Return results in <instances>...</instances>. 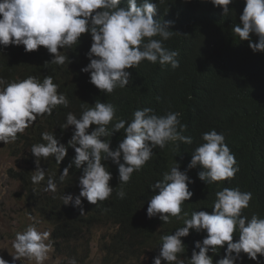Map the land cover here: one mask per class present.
Instances as JSON below:
<instances>
[{
	"label": "trees",
	"instance_id": "obj_1",
	"mask_svg": "<svg viewBox=\"0 0 264 264\" xmlns=\"http://www.w3.org/2000/svg\"><path fill=\"white\" fill-rule=\"evenodd\" d=\"M152 2L158 5L154 20L171 22L170 30L177 33L163 41V46L179 52L180 66L173 70L170 66L143 61L138 67L127 70L129 84L112 94L100 92L89 82L90 74L81 72L90 62L87 53L92 40L88 34L82 35L72 49L60 50L70 61L62 66L49 63L53 57L43 47L26 53L22 45L0 46V78L12 82L34 76L42 82L44 77L51 76L58 85V93L69 101L67 108L58 106L51 116L38 117L32 127L18 134L15 142L5 145L0 142L9 148L12 156L19 157L17 170L9 169L8 175L25 186L27 210L31 214L39 213L51 224L54 251L64 262L75 259L76 264H89L87 241L92 236L91 230L101 225L108 227L107 234L111 235L101 244V264H131L139 257L140 250L148 255L147 264H153L159 255L161 237L174 234L193 212L210 206L215 193L224 187L237 186L251 192L252 201L242 215L264 217V52L254 53L248 41H240L232 32V27L240 23L244 0H233L228 5V15L204 0ZM121 6L127 7L126 0H122ZM250 38L252 43L258 41L255 34H250ZM97 100L115 106L113 123L119 119L130 122L134 111L146 107H151L157 115L178 112L181 124L186 125L183 134L191 137L192 143H180L178 151H174L175 145L171 142L164 149L154 148L152 158L122 186L123 199L117 196L120 185L113 188L108 200L97 205L81 198L80 207H74L72 202L65 206L63 196L79 195L83 168L77 169L72 163L75 152L69 141L74 127L64 129L63 125L69 112L79 118ZM108 127L111 129L112 125ZM93 128L90 126L89 132ZM211 130L224 134L225 143L235 156L239 171L230 181L205 184L198 179L202 170L199 166L188 168L191 155L203 143L202 134ZM43 132H52L59 144L67 148V155L59 164L53 157L41 160L39 167L46 174L45 180L37 185L31 181L37 165L30 150L34 144L45 143L41 139ZM123 138L121 130L103 139H109L110 149L115 150ZM174 162L186 168V175L193 181L188 185L193 195L182 205L180 219L171 217L169 223H163L159 216L149 219L148 202L158 194L151 186L162 179ZM70 164L68 177L61 182L59 175ZM104 164L112 175L110 186L119 183L118 166L111 160ZM49 177L57 185L55 193L44 191ZM205 237L206 232L197 235L192 245L187 237L181 238L185 252L180 258L185 264L194 250L199 251L194 248L195 242H202ZM212 253L209 251L208 255ZM257 258V264H264V256ZM161 264L167 262L161 260ZM251 264L255 263L251 261Z\"/></svg>",
	"mask_w": 264,
	"mask_h": 264
},
{
	"label": "clouds",
	"instance_id": "obj_2",
	"mask_svg": "<svg viewBox=\"0 0 264 264\" xmlns=\"http://www.w3.org/2000/svg\"><path fill=\"white\" fill-rule=\"evenodd\" d=\"M158 2L163 3V0ZM204 2L222 8L223 14L228 15V5L233 0ZM244 3L240 23L232 27V32L240 41H248L254 53L264 52V0H244ZM126 4L127 7L121 6L122 0H0V46L22 45L26 53L43 47L53 57L49 63L62 66L70 61L60 50L72 49L82 35L88 34L92 40L87 53L90 62L81 72L89 73V82L106 95L126 87L130 78L127 70L138 67L143 61L177 69L179 52L163 46V41L177 33L170 30L171 22L154 20L158 5L152 0H126ZM250 34L258 37L256 43H252ZM58 106L67 108L69 101L58 93V85L51 76L44 77L42 82L34 76L12 82L0 78V142L4 145L15 142L18 134L32 127L38 117L51 116ZM115 112L114 105L97 100L79 118L71 112L67 114L63 128L74 127L69 141L75 152L72 163L77 169L83 168V172L79 195L63 196V205L72 202L74 207H80L81 198L97 205L108 200L113 188L120 185L117 196L123 199L122 186L152 158L154 148L164 149L171 142L175 145L174 151H178L180 143H192V138L183 134L186 125L181 124L178 112L157 115L151 107H146L134 111L130 122L119 119L113 123ZM90 126H94L91 132ZM121 130L124 138L111 150L109 139L103 138ZM41 139L45 143L34 144L30 150L37 165L31 181L37 185L45 180L46 174L39 167L40 161L53 157L59 164L67 155V148L59 144L52 132H43ZM202 140L191 155L188 168L199 166L202 170L198 179L205 184L234 179L239 167L225 143L224 134L211 130L202 134ZM107 160L118 166L119 183L112 186L109 184L112 175L104 164ZM71 166L65 167L59 175L61 182L68 177ZM191 183L186 168L174 162L162 179L151 186L158 194L148 202L147 217L159 216L163 223H169L171 217L180 219L182 205L193 195L188 188ZM44 191H57L51 177ZM252 198L251 192L237 186L217 191L210 206L193 212L174 234L161 237L159 255L153 264H161V260L167 264H185L180 258L185 252L181 238L187 237L192 245L193 239L205 232L202 242H195L194 248L199 251L192 252L188 264H251V261L257 264V256H264V217L242 215ZM81 215H84L82 208ZM50 237V231H40L35 224L28 225L15 234L13 260L24 258L45 264L54 251ZM209 251L213 253L208 255ZM0 264L7 262L0 258ZM69 264H76V260L70 259Z\"/></svg>",
	"mask_w": 264,
	"mask_h": 264
},
{
	"label": "rangeland",
	"instance_id": "obj_3",
	"mask_svg": "<svg viewBox=\"0 0 264 264\" xmlns=\"http://www.w3.org/2000/svg\"><path fill=\"white\" fill-rule=\"evenodd\" d=\"M13 155V154H12ZM9 148L0 144V258L7 264H35L34 261L27 259L13 260L15 255L12 248V242L15 234L24 231L30 224H35L40 231H50L52 226L46 222L39 213H32L27 210L25 199L28 192L20 181L14 180L8 175L9 169L17 170L19 157L12 156ZM34 209V206H31ZM29 216L33 219H29ZM111 228V227H110ZM113 229V228H112ZM109 228L105 226H96L91 232L92 236L87 241L89 253L87 260L89 264H101V244L108 241L110 234H107ZM148 255L140 250L138 258L131 261V264H147ZM69 260L63 261L62 257L55 251L50 253V258L45 264H68Z\"/></svg>",
	"mask_w": 264,
	"mask_h": 264
},
{
	"label": "bare ground",
	"instance_id": "obj_4",
	"mask_svg": "<svg viewBox=\"0 0 264 264\" xmlns=\"http://www.w3.org/2000/svg\"><path fill=\"white\" fill-rule=\"evenodd\" d=\"M217 128V127H216ZM263 173V172H262ZM262 198V197H261Z\"/></svg>",
	"mask_w": 264,
	"mask_h": 264
}]
</instances>
